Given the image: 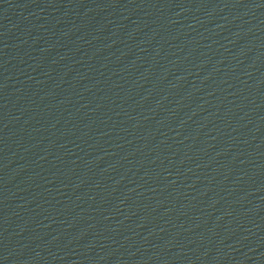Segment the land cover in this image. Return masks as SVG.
<instances>
[{
  "label": "water",
  "instance_id": "95a60500",
  "mask_svg": "<svg viewBox=\"0 0 264 264\" xmlns=\"http://www.w3.org/2000/svg\"><path fill=\"white\" fill-rule=\"evenodd\" d=\"M0 264H264V0H0Z\"/></svg>",
  "mask_w": 264,
  "mask_h": 264
}]
</instances>
